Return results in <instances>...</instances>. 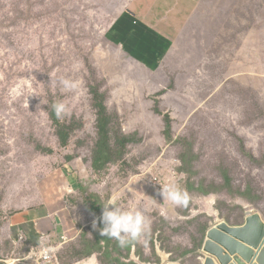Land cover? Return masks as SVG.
I'll list each match as a JSON object with an SVG mask.
<instances>
[{"label":"rangeland","instance_id":"rangeland-1","mask_svg":"<svg viewBox=\"0 0 264 264\" xmlns=\"http://www.w3.org/2000/svg\"><path fill=\"white\" fill-rule=\"evenodd\" d=\"M218 10L202 33L168 49L149 46L143 31L122 38L116 0H0V257L27 255L34 243L17 239L36 223L31 233L53 236L51 264H105L80 252L113 198L149 222L144 258L134 247L126 264H202L217 220L242 226L248 210L264 218V0ZM61 77L79 90L62 93ZM96 89L112 144L117 134L141 140L101 172L92 167ZM54 102L69 108L60 120L74 128L66 147L50 119ZM165 184L185 190L187 206L164 201Z\"/></svg>","mask_w":264,"mask_h":264},{"label":"crops","instance_id":"crops-1","mask_svg":"<svg viewBox=\"0 0 264 264\" xmlns=\"http://www.w3.org/2000/svg\"><path fill=\"white\" fill-rule=\"evenodd\" d=\"M224 1L233 0H116L117 29H114L122 38H134L131 31L147 32L140 37L147 39L149 46L163 45L170 49L177 38L186 40L191 34L195 35L199 31L202 33L205 23L213 20V14L219 11V5ZM206 16H209L207 20H205ZM118 37L113 34L110 38ZM29 220L32 224L38 219L29 218ZM21 221L19 223L26 224L28 219L22 218ZM33 224L36 228V223ZM34 227L29 226L26 229L28 244L33 243V239L38 234L34 231L31 233L30 229Z\"/></svg>","mask_w":264,"mask_h":264},{"label":"trees","instance_id":"trees-1","mask_svg":"<svg viewBox=\"0 0 264 264\" xmlns=\"http://www.w3.org/2000/svg\"><path fill=\"white\" fill-rule=\"evenodd\" d=\"M91 95L93 99V108L96 111L97 115V142L92 152V167L94 171L101 172L107 169L110 165L122 161L127 146L135 142H141V140H138L135 135L126 136L117 134L116 142L112 144L113 119L108 113L107 107L105 105V96L97 89L91 90ZM50 119L56 127L57 136L59 138L61 146H68L71 134L74 131L73 126L62 123L56 118L53 111H50ZM166 120L167 134L168 137H171L172 124L169 116H166ZM200 190L205 194H208L210 192L208 190H205L203 186L200 187ZM32 242L34 244H39V237L36 236V238H34ZM83 243L85 250L80 253L83 254L84 257H89L93 254H101L102 257L105 258V264H126L122 261L124 252L127 253L125 257H130L134 247L138 249V253L140 254L141 258H144V253L141 252V249L139 250V241L132 242L127 247L121 249L117 246V242L115 240L103 237L98 233L95 235L94 241L84 238ZM191 253L192 252L189 251L186 252L185 255Z\"/></svg>","mask_w":264,"mask_h":264},{"label":"water","instance_id":"water-1","mask_svg":"<svg viewBox=\"0 0 264 264\" xmlns=\"http://www.w3.org/2000/svg\"><path fill=\"white\" fill-rule=\"evenodd\" d=\"M246 215L242 226L217 220L208 231L202 264H264V218L254 210H248Z\"/></svg>","mask_w":264,"mask_h":264},{"label":"clouds","instance_id":"clouds-1","mask_svg":"<svg viewBox=\"0 0 264 264\" xmlns=\"http://www.w3.org/2000/svg\"><path fill=\"white\" fill-rule=\"evenodd\" d=\"M59 83L62 93L77 92L80 88V82L71 78L61 77ZM51 108L58 120H63L69 114V108L63 102H54ZM161 195L164 201L176 207H184L189 203V194L176 184L163 185ZM100 222L103 227L99 229V234L115 240L121 249L132 242H138L149 229V222L143 212L124 211L115 206V198L103 204ZM93 228H97L95 221Z\"/></svg>","mask_w":264,"mask_h":264},{"label":"built area","instance_id":"built-area-1","mask_svg":"<svg viewBox=\"0 0 264 264\" xmlns=\"http://www.w3.org/2000/svg\"><path fill=\"white\" fill-rule=\"evenodd\" d=\"M53 236L50 234L46 237L39 238V244L30 245L27 255H25L22 259L15 260L16 262H20L22 264H35L36 262L43 261L44 264H51L52 257L51 252L54 251V248L50 246V242L52 241ZM27 236L24 234H20L18 236L17 242H27ZM10 264L9 261L4 260V258L0 257V264Z\"/></svg>","mask_w":264,"mask_h":264},{"label":"bare ground","instance_id":"bare-ground-1","mask_svg":"<svg viewBox=\"0 0 264 264\" xmlns=\"http://www.w3.org/2000/svg\"><path fill=\"white\" fill-rule=\"evenodd\" d=\"M16 261H13V264L15 263ZM11 264V263H10Z\"/></svg>","mask_w":264,"mask_h":264}]
</instances>
